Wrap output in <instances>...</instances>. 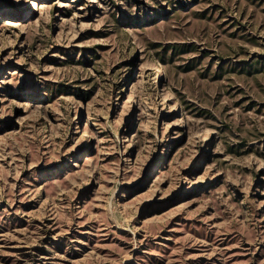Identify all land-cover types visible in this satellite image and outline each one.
<instances>
[{"label":"rangeland","instance_id":"obj_1","mask_svg":"<svg viewBox=\"0 0 264 264\" xmlns=\"http://www.w3.org/2000/svg\"><path fill=\"white\" fill-rule=\"evenodd\" d=\"M0 264H264V0H0Z\"/></svg>","mask_w":264,"mask_h":264}]
</instances>
